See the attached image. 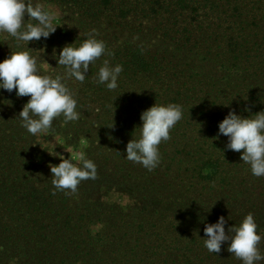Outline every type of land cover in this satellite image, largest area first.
I'll return each mask as SVG.
<instances>
[{
	"label": "trees",
	"instance_id": "16d2710c",
	"mask_svg": "<svg viewBox=\"0 0 264 264\" xmlns=\"http://www.w3.org/2000/svg\"><path fill=\"white\" fill-rule=\"evenodd\" d=\"M32 3L51 14L52 9L60 12L53 21L57 29L47 39L28 45L0 32V55L4 59L15 52L30 51L37 58L40 75H63V67L52 58L53 50L58 55L66 45L79 47L93 29L96 38L105 42L106 52L90 64L83 83L66 81L77 99L80 119L65 123L63 116H58L46 136H32L21 127L17 116L29 97H17L15 90H0V264H145L146 260L119 243L112 227L81 228L72 225L70 215L61 216L66 209L60 204L67 198H48L46 193L51 188L40 174L46 163L55 161L52 155L59 152L60 142L72 149L68 158L84 152L87 159L99 161L101 156L112 155V159L122 160L120 156L125 157V153L116 152L126 150L130 139L124 136L130 132L133 139L139 138L140 114L155 103L183 107V118L170 130V139L161 142L159 153L160 161L162 156L168 160V176L179 177L181 194L188 197L179 201L173 197L177 193H172L161 203L174 205L182 216L193 219L189 222H193L192 238L197 241L206 238L204 229L198 232L200 226L215 224L223 216L228 234V229L238 226L248 213L255 218L258 234L264 236V195L260 196L264 178L252 175L249 165L240 159L241 153L225 149L226 137L217 138L219 115H227L235 103L243 105L245 114L248 102H261L258 90L264 86V0ZM27 19L25 16L26 23H36ZM105 61L123 67L116 90L97 82ZM45 62L56 68L45 67ZM135 116L139 120L134 125L130 118ZM112 123L122 139L101 136L110 131ZM40 140L54 143L44 148ZM84 146L86 149L81 150ZM176 162L183 166L180 173L174 170ZM143 214H147L146 209L137 212L133 222L140 221ZM168 221L163 227H176L174 221ZM82 230L85 235H78ZM202 245L206 249L204 242ZM189 247L191 244L182 247L177 240L170 244L156 240L152 257L163 264H210L213 259H232L226 243L218 254L207 249L185 251Z\"/></svg>",
	"mask_w": 264,
	"mask_h": 264
},
{
	"label": "clouds",
	"instance_id": "9594fccd",
	"mask_svg": "<svg viewBox=\"0 0 264 264\" xmlns=\"http://www.w3.org/2000/svg\"><path fill=\"white\" fill-rule=\"evenodd\" d=\"M25 16L27 21L35 20L36 23H26ZM53 20V14L40 4L34 5L32 0H0V32L18 42L28 45L33 40L47 39L57 29ZM87 37L79 47H73V43L66 45L58 55L53 50L52 58L57 61V66L63 67V75H40L37 58L31 56L30 51L12 53L0 62V90L8 93L15 90L17 97H29L17 117L21 127L32 136L47 134L58 116L62 115L65 123L80 119L77 99L66 81L83 83L90 64L106 52L105 42L96 38L95 29ZM47 66L50 65L45 62ZM122 70V65L111 66L105 61L97 73V82L108 90H116ZM182 118L183 107L178 104L155 103L144 110L140 114L141 124L137 127L139 138H132L127 143L124 158L148 171L155 169L161 159L159 145L170 139V130ZM220 136L227 138L226 150L241 153L240 159L249 165L252 175L264 176V111L251 118L238 115L235 110L229 111L218 124L217 138ZM52 156L60 160L58 165L50 164L49 167L52 185L57 191L70 190L65 194H75L82 181L94 180L97 176L96 164L87 159L84 152L69 158L57 152ZM73 160L80 163H73ZM257 228L253 214L248 213L238 226H231L226 234L225 218L221 216L217 223L206 224V238L202 239L204 247L218 254L222 244L227 243V251L234 254L241 264H264V252L258 247L264 236L258 234Z\"/></svg>",
	"mask_w": 264,
	"mask_h": 264
},
{
	"label": "rangeland",
	"instance_id": "374dc122",
	"mask_svg": "<svg viewBox=\"0 0 264 264\" xmlns=\"http://www.w3.org/2000/svg\"><path fill=\"white\" fill-rule=\"evenodd\" d=\"M52 14L54 20L61 16L57 9H52ZM4 58L0 55V61ZM259 92V99L261 102L253 104V102H248V110L245 114L242 112V106L240 103L234 104L229 110H235L238 115L245 118L252 117V115L264 111V86L261 87ZM252 95L251 97H253ZM247 104V103H246ZM134 114V112L132 113ZM226 115H219L217 117L218 124L221 122ZM132 124L134 121H138L139 117H131ZM120 122V121H119ZM117 123V120L115 121ZM115 123L111 124V127ZM135 125V122H134ZM140 132V130H139ZM128 134L130 132H127ZM48 134V133H47ZM47 134H40L46 136ZM115 134V135H113ZM125 135V138L130 140L134 135ZM137 134V133H136ZM135 134V135H136ZM116 132L115 127L111 128L107 133H103L101 136L105 139H113L112 137L119 136ZM119 138H121L119 136ZM122 139V138H121ZM53 140V139H52ZM40 146L44 148H49L54 142L44 143V140L38 141ZM103 147L104 144L100 143ZM164 145V144H163ZM86 149V146L82 147L81 150ZM106 150V149H105ZM72 149L65 148V145L60 142L59 144V154L68 158V153ZM95 153L100 155V151L95 149ZM125 153L124 148H120L117 155H122ZM74 155V154H73ZM72 155V156H73ZM122 160H114L113 156H101V159L92 160L97 167V176L93 179L84 180L80 185H78L77 192L75 194L66 195L65 191H60L56 193L52 188V174L50 172L51 165H58L60 160L55 158V161L46 163L43 167L44 173L40 174V178L43 179L48 186L51 188V192L46 193V196L51 200H55L49 195H60V201L63 200V195L66 196L67 201L60 204V208H65L62 211L61 216H71L69 221L73 226L84 227L87 229H108L112 227L113 233L116 235L119 243L126 244L129 252L132 255H137L138 258L146 260L147 264H163L161 259L154 260L152 257V245L157 240L160 244H170L172 241H179L182 247L184 245L191 244L190 249L195 251L199 249L205 251L203 248V240L197 241L198 239L192 238V231L195 227L193 222H189L190 217H184L178 212L176 206L167 205L166 203H161V199L172 196L182 200L188 195H183L181 193V186L179 185V177L176 175L175 179H171L170 172L166 170L168 160L162 156V160L159 165L152 171H148L146 168L140 164L128 161L123 156ZM108 159L113 161H107ZM79 161L73 160V163H78ZM51 164V165H50ZM174 170L180 173L183 166L178 165L176 162ZM46 171V172H45ZM245 174V170L241 172ZM264 178V176L260 177ZM264 193H260L263 196ZM154 197H160V199ZM192 200V198H191ZM146 209L147 214H143L140 221H135L136 213ZM199 215V214H198ZM151 217V219H149ZM207 218L210 220L209 216ZM174 221L176 227H163L166 221ZM193 221V219H191ZM168 221V222H169ZM211 222V220H210ZM148 223L154 224L156 227H152ZM141 225V226H140ZM204 229V226L197 228L198 232ZM83 233L80 231L78 235ZM158 234H163L157 237ZM85 235V234H84ZM111 241H115L112 239ZM202 243V244H201ZM198 248H195L197 247ZM223 245V244H222ZM228 246V244L226 243ZM258 247L264 252V240H261ZM189 255V254H188ZM232 259L230 262L224 261L216 262V259L211 260L210 264H241L234 254L231 255ZM192 258V256H191ZM145 262V264H146ZM117 264H126L124 261H119ZM192 264H201L194 261Z\"/></svg>",
	"mask_w": 264,
	"mask_h": 264
}]
</instances>
